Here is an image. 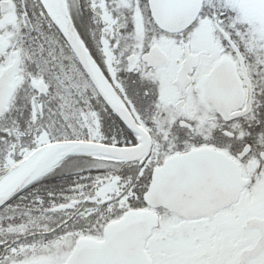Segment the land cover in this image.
I'll use <instances>...</instances> for the list:
<instances>
[{"label":"snow or ice","instance_id":"6c2138e0","mask_svg":"<svg viewBox=\"0 0 264 264\" xmlns=\"http://www.w3.org/2000/svg\"><path fill=\"white\" fill-rule=\"evenodd\" d=\"M0 264H264V0H0Z\"/></svg>","mask_w":264,"mask_h":264}]
</instances>
